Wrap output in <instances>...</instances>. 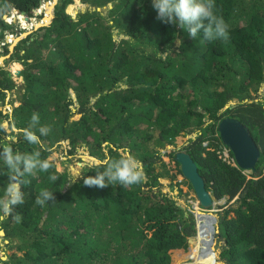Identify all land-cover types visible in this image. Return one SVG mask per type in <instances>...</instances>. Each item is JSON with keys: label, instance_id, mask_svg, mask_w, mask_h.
<instances>
[{"label": "trees", "instance_id": "trees-1", "mask_svg": "<svg viewBox=\"0 0 264 264\" xmlns=\"http://www.w3.org/2000/svg\"><path fill=\"white\" fill-rule=\"evenodd\" d=\"M42 1L0 0L9 6L0 13V42L13 27L4 21L6 13L15 8L35 16ZM82 1L89 6L74 18L67 7L75 0H58L50 25L21 39L11 54L24 66L25 91L9 134L1 123L8 114L0 109V145L39 151L51 167L25 176L31 182L21 187L24 204L13 210L22 222L11 215L0 221L4 239L22 251L7 262L0 243V264H171L173 250L191 248L176 262L183 264L197 244L190 207L197 200L180 202L184 186L187 195L193 190L175 160L180 150L196 162L216 207H225L217 233L220 258L211 253L206 262L264 264V99L253 94L264 82V0H215L229 39L203 43L202 33L193 39L178 24L158 20L152 0ZM165 51L168 56L161 59ZM15 87L0 65V99ZM33 112L40 116L32 128L38 136L40 127L51 128L40 137L41 145L28 144L22 135ZM227 116L249 128L261 151L254 171L239 167L222 141L218 126ZM65 139L73 146L86 142L99 162L127 151L141 162L143 180L129 187L85 186L86 177L104 169L99 163L85 166L78 179L58 170L50 154ZM6 172L0 158V197ZM50 174L58 179L51 182ZM163 179L171 191L163 189ZM41 189L54 197L44 207L35 204Z\"/></svg>", "mask_w": 264, "mask_h": 264}, {"label": "clouds", "instance_id": "clouds-1", "mask_svg": "<svg viewBox=\"0 0 264 264\" xmlns=\"http://www.w3.org/2000/svg\"><path fill=\"white\" fill-rule=\"evenodd\" d=\"M43 4L44 3L42 1V4L38 8L37 12L40 11V8L42 11ZM8 7L9 6L7 5V3H5L4 5H0V13L6 12L8 10ZM152 7L157 12L156 18L158 20L165 24H178L180 28L186 29L191 38L196 39L198 37V34L202 33L203 39L201 43H203L204 41L210 42L217 39H221L227 42V40L229 39L228 25L222 17L215 14V0H152ZM5 16H7V18L4 19ZM31 16L32 15H29L26 12L24 14L23 11L13 8L11 11L4 15L3 19L8 24L14 26V23L17 24V21L21 20L22 18H25L26 21H29ZM23 23V25H25L24 21ZM19 24L22 25L21 23ZM8 31L10 33L14 32L13 29L11 31ZM4 45L6 46V44ZM167 56V51H165L164 53H160L161 59H166ZM39 121V113L33 112L29 127L22 130L23 139L30 145H41L42 141L40 137L48 136L51 132L50 126L44 125L43 127L39 128L40 135L38 136L36 132L32 130V128H34L35 125L39 123ZM0 147H2V151H0V158H2V161L7 168L6 175L8 177V183L4 188V194L2 197H0V213H2L0 214V221H4L8 216H13L14 207L24 204V193L21 191V187L22 185H27L31 182L30 180L25 179V176L27 175L35 177L37 172L47 173L51 167V164L48 159L40 158L39 151H33L31 153H21L19 151H14L11 143H4L3 145H0ZM99 164L103 167L104 170L102 172H97L94 177H86L84 179L85 186H95L103 189L108 187L109 184H119L122 187H129L135 184H139L144 178L141 162L127 151H125V153L118 159L105 160L99 162ZM244 170L254 171V169ZM48 178L51 182H54L58 179V176L55 174H50ZM176 189L178 190V188ZM187 190L188 188L186 189V191L184 190L185 196H195L194 190H190V195H187ZM236 199L237 197L231 200L230 203H234ZM50 200H54L52 192L47 189H41L39 194L35 198V204L40 207H44L45 204ZM196 205L201 208L199 209L201 213L210 214L212 219L215 221V224L213 225L216 232L214 234V237L212 238V241L213 250L216 254L215 258H217V250L215 249V246L217 244L215 238L217 236V233L219 232V224H217L219 222L216 215L217 213L219 214L220 211H223L225 214V207L223 206L222 208H217L215 203L211 208L204 209L197 203V201L193 206L191 205L190 207L192 208V211L194 212L196 217V235L194 238H197V223L200 214L195 210ZM213 208L215 210H213ZM13 219L17 223H20L22 222L23 217L19 213H17L13 216ZM190 257L191 258L186 260L183 264H192V262L197 260L192 257V254ZM190 259L193 260L191 261ZM197 264H204V261L198 260Z\"/></svg>", "mask_w": 264, "mask_h": 264}, {"label": "rangeland", "instance_id": "rangeland-1", "mask_svg": "<svg viewBox=\"0 0 264 264\" xmlns=\"http://www.w3.org/2000/svg\"><path fill=\"white\" fill-rule=\"evenodd\" d=\"M54 1L55 0H43L44 4L42 5V8L44 7V9H43L44 11L43 10L41 11V8H40L39 9L40 11L35 13V16H31L29 21H26L25 18H22L23 21L25 22V25H20L19 23H17V24L14 23V26L12 28L14 32L10 33L7 30L6 31L7 36L5 37L6 40L4 39L2 42H0V58L5 57V60H3L2 62H1L2 59H0V65L4 66L5 69L10 71L12 80L17 85V87H15L14 89L7 91V97H6L4 102L0 99V109H3L4 113L8 114V117H4L2 119V122H1L3 127L5 126L7 128V134H9L11 132V130H10V125H11L10 120L12 119L11 115L18 108V106H20L21 100H22L21 96L23 95V93L25 91V84H24L23 77L20 75V72H18L19 70L22 71L24 66L17 60H11V54L15 50L16 45L19 43V41L22 38L29 35V33H32L36 29V27H34V26H36L35 24H41L39 22H42L46 17V12H47L46 10L47 9H45V8H47V6L49 7L52 3H54ZM87 8H88V4L84 3L83 1H82V3H80L78 0H75V2L73 3V6L69 5L67 7V11L70 14H73L76 18L78 13L85 11ZM104 8L106 9V7H104ZM48 21H49V19H48ZM42 24H44V22ZM4 44H6V48H8V50L10 52H8V53L6 52L7 49L4 47ZM253 94L256 97L257 101H259L261 98L264 99V82H263V85L261 86L259 93H253ZM237 102H238L237 98H233V100L231 101L232 104H236ZM78 117H79V115L77 114L74 118L78 119ZM12 128L14 130H16V132L19 131L15 127V125H13ZM7 134H6V137L8 136ZM182 140H184V138L180 139V145L183 144ZM150 145H151V143H150ZM120 150L122 151L123 149L121 148ZM106 152L108 154L110 153L108 148L106 149ZM50 158L56 159L58 170L70 171L71 175H73L75 179H78L79 177H81V175L83 173V168L85 166H91L93 163H97V161H98L95 159L94 156H92L90 154L88 147L86 146V142L79 141L76 144V146H73V145H71L69 139L62 140L58 144H56L52 148ZM163 159L167 162H170L172 166L175 164L173 161H171V158L168 155H164ZM179 167L181 168V165ZM142 171H143V166H142ZM182 178H183L182 176L179 177V179H182ZM162 182L164 185L163 189L165 191H171L169 180L163 179ZM188 187L190 188L189 185H188ZM173 193L178 194V193H175V191ZM180 201H182V197H180ZM199 215H200L199 219L201 220V222L203 220H205L206 222L210 223L211 225L215 224V223H213L210 214L200 213ZM223 215H225L223 211H220L219 214L217 213L216 216L218 217L217 218L218 222L221 220ZM231 215H228V217H230ZM217 224H219V223H217ZM2 230H3L2 225L0 223V243L3 246L2 250H1V256H2L3 260L8 262V261H10L11 255L13 254V252H18V254H21L22 251H18L17 247H15V246L10 247L8 240L4 239L5 234H1ZM215 240H216V244H217V236H216ZM193 241H195L197 243V238H193ZM16 242L18 243L19 240L16 239ZM215 249L218 252L217 258H220L219 253L221 252V248L216 245ZM182 252L188 253V252H190V250H188L186 252L173 250L172 251L173 261L171 264H176V262L179 261V256ZM211 253L215 254V252L213 250V241L211 239L207 243H203L202 245L200 243L196 244V246L192 250L191 254H192V257L197 259V260L192 262V264H197L198 260L199 261H201V260L206 261V259H208L209 255H211ZM189 258H191V257H186L181 262L184 263ZM190 260L192 261L193 259H190ZM10 263L11 262H9L7 264H10ZM1 264H5V263H1ZM217 264H224V262L222 260L218 259Z\"/></svg>", "mask_w": 264, "mask_h": 264}, {"label": "water", "instance_id": "water-1", "mask_svg": "<svg viewBox=\"0 0 264 264\" xmlns=\"http://www.w3.org/2000/svg\"><path fill=\"white\" fill-rule=\"evenodd\" d=\"M57 2L58 0H55L54 3L51 4L53 9L52 18L44 24H42L43 22H39L41 24H36V29L45 25H50L55 16L54 10ZM80 3H82L81 0ZM110 7H112L111 4ZM98 10H101V8H98ZM23 13L25 14L24 11ZM72 16L74 17V15ZM5 18H7V16H5L4 19ZM0 59L3 61L5 57ZM18 72H21V70ZM218 128L223 143L232 151L238 165L243 169H255L257 161L261 156V151L249 128L239 119L230 116L224 117L220 121ZM95 159L98 160L97 158ZM175 160L181 165L183 177L188 179L191 183L197 203L204 209L211 208L215 204L214 200L207 190L205 180L200 174L198 166L191 155L184 150H180L176 153ZM97 163H99V160ZM175 193H178L177 189H175ZM1 234H5V232L2 230Z\"/></svg>", "mask_w": 264, "mask_h": 264}, {"label": "built area", "instance_id": "built-area-1", "mask_svg": "<svg viewBox=\"0 0 264 264\" xmlns=\"http://www.w3.org/2000/svg\"><path fill=\"white\" fill-rule=\"evenodd\" d=\"M35 13H37V11ZM9 20H11V19H9ZM199 209H201V208L196 205L195 206V210L198 213H201L199 211ZM213 210H215V209L213 208ZM215 232H216V230H215L214 225H211V227L206 226V225H204L203 222H201L200 219H198V223H197V241H198V243H200L202 245L203 243H207L210 239L212 240V238L214 237ZM205 263L207 264L206 261H204V264Z\"/></svg>", "mask_w": 264, "mask_h": 264}, {"label": "bare ground", "instance_id": "bare-ground-1", "mask_svg": "<svg viewBox=\"0 0 264 264\" xmlns=\"http://www.w3.org/2000/svg\"><path fill=\"white\" fill-rule=\"evenodd\" d=\"M47 6V5H46ZM44 8V7H43ZM45 9H47L46 11V17H45V19L42 21V22H47L48 21V19L50 20L51 18H52V14H53V9H52V5H50L49 7L47 6V8H45ZM48 14V15H47ZM24 24V23H23ZM22 24V25H23ZM1 62H2V60H1Z\"/></svg>", "mask_w": 264, "mask_h": 264}, {"label": "crops", "instance_id": "crops-1", "mask_svg": "<svg viewBox=\"0 0 264 264\" xmlns=\"http://www.w3.org/2000/svg\"><path fill=\"white\" fill-rule=\"evenodd\" d=\"M185 187H186V188H185ZM185 187H184V190L186 191L187 186H185ZM177 191H178V190H177ZM178 192H179V191H178ZM188 198H189L188 201H190V197H189V196H185V195H183V197H182V201H183V202L180 201L181 204H182V205H183V204L186 205V204H187V199H188ZM184 205H183V206H184ZM176 250H178V251H183V249H176ZM176 250H175V251H176Z\"/></svg>", "mask_w": 264, "mask_h": 264}]
</instances>
